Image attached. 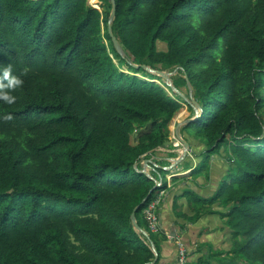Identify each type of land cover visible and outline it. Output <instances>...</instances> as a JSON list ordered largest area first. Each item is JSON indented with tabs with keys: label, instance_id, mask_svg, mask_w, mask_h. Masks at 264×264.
Masks as SVG:
<instances>
[{
	"label": "trees",
	"instance_id": "obj_1",
	"mask_svg": "<svg viewBox=\"0 0 264 264\" xmlns=\"http://www.w3.org/2000/svg\"><path fill=\"white\" fill-rule=\"evenodd\" d=\"M88 1L0 0V84L8 66L24 81L0 101V264L152 263L130 216L155 184L135 166L182 99L128 61L187 76L201 114L182 135L202 167L171 182L217 175L196 201L228 204L233 253L264 264V0H115L125 58L111 3Z\"/></svg>",
	"mask_w": 264,
	"mask_h": 264
},
{
	"label": "crops",
	"instance_id": "obj_2",
	"mask_svg": "<svg viewBox=\"0 0 264 264\" xmlns=\"http://www.w3.org/2000/svg\"><path fill=\"white\" fill-rule=\"evenodd\" d=\"M169 153L176 155L171 156ZM180 154L178 150L158 149L154 156H146L149 163L144 164V168L150 169L156 180L161 179V183L166 180L167 184L157 208L159 232L151 234L154 240L149 235L156 252V260L150 264H174L178 243H182L187 251L188 264H249L242 256L233 253L235 240L226 223L229 205L220 201L205 204L196 201L203 199L207 202L213 197L219 183L217 175L211 174L212 177L210 175L208 179L207 175L201 174L200 180L194 183L190 180L171 182L172 178L187 177L198 169L199 161L189 157L187 171H184L186 167L181 162L175 169L168 171L165 178L161 177L159 171L163 168L159 163L170 162Z\"/></svg>",
	"mask_w": 264,
	"mask_h": 264
},
{
	"label": "water",
	"instance_id": "obj_3",
	"mask_svg": "<svg viewBox=\"0 0 264 264\" xmlns=\"http://www.w3.org/2000/svg\"><path fill=\"white\" fill-rule=\"evenodd\" d=\"M109 2L111 3V6H112V9H111V12L109 14V17H108V20H107V32H108V35L110 37V40L112 42V45H113V48L115 50V52L121 57V58H125L126 54H125V51L123 50V48L121 47L119 41L116 39V37L114 36L113 32H112V23L115 19V14H116V5H115V0H109ZM95 9H98L99 8H95ZM128 64L132 65L134 68H139L141 67L143 70H145L146 72L150 73V74H154L160 78H162L164 80V83H165V86L167 88H169L172 92H174L175 94H177L181 99L182 101L187 104L189 107H191L194 111V113L196 114L194 118L192 119H188L182 123H179L177 125V130H178V127L180 126H186V125H189L193 122H195L198 118H200V114H201V108L200 106L198 105V103L192 99V87L190 85V82L188 81V78L187 76H185V79H186V82H187V85H188V88H189V94L188 96H185L183 95L179 90H177L170 82V74L169 73H165V72H160V71H156V70H152L150 69L149 67L147 66H139V65H133L130 63V61H128ZM177 69V68H176ZM176 130V138L177 140L182 144V150H181V154L180 156L176 159V160H172L173 164L169 167V168H163V170H170L174 167V165H177L181 162H183L186 158V156L188 155V153L190 152V146H189V143L187 141H185L177 132ZM172 143L171 142H166L163 144V147H166V146H169L171 145ZM149 161H145L144 164H148ZM141 173L145 174L149 179L153 180L154 181V187L150 190L149 194L146 196V198L143 199V201L133 210V212L131 213V216H130V219H131V224L133 226V228L139 232L144 238H146V240L148 241L149 243V246H150V249L151 251L153 252V254L156 256V252H155V249H154V246L152 244V242L150 241L149 239V236L148 234L142 229L139 227L137 221H136V217H135V214L137 212V210H139L144 204L145 202L148 201L151 193L153 191L156 190V188H159V186L161 185V179H158V180H155L153 179L145 170L144 171H141ZM156 260V258H154L153 262Z\"/></svg>",
	"mask_w": 264,
	"mask_h": 264
},
{
	"label": "rangeland",
	"instance_id": "obj_4",
	"mask_svg": "<svg viewBox=\"0 0 264 264\" xmlns=\"http://www.w3.org/2000/svg\"><path fill=\"white\" fill-rule=\"evenodd\" d=\"M88 4H89V6H91L92 8H99V6L101 5V3L98 1V0H89L88 1ZM96 5V6H95ZM100 10V9H99ZM100 11H102V10H100ZM154 50L156 51V52H161V51H165L166 50V48H165V45L164 44H162V43H160V42H157L156 43V46L154 47ZM114 63L115 64H117V61L116 60H114ZM180 71V69H172V70H168V71H166L165 73H169L170 74V82H171V84L177 89V90H179L183 95H185V96H188V94H189V88H188V85H187V82H186V79H185V74L183 73V72H179ZM138 77H142L141 75H138ZM145 80H147L146 78H144ZM162 79V78H161ZM163 80V79H162ZM184 81H185V83H184ZM154 82H157V83H159V84H161L159 81H154ZM163 82H164V80H163ZM165 84V83H164ZM192 99H194V93H193V91H192ZM189 106L187 105V104H185L183 101L181 102V109L176 113V115L174 116V118L171 120V122H170V124H169V127H168V134H169V140H168V142H171L172 144L171 145H169V146H166V147H164V148H159L160 150H168V151H172V150H178L180 153H181V150H182V144L177 140V138H176V130H177V125L179 124V123H182V122H184V121H186V120H188V119H192V118H194L195 117V113H194V111H193V109L192 108H190V110H189ZM180 116V117H179ZM262 118H264V113H262ZM178 118V119H177ZM183 127L184 126H180V127H178V130H177V132H178V134L183 138V135H182V133H183ZM172 130V131H171ZM137 136H136V134H135V136H133L132 137V143L133 144H135V138H136ZM169 154H171V156H175L174 155V153H169ZM203 157H204V155H202ZM194 158V155L191 153V149H190V152L188 153V155L186 156V158ZM178 157H174L173 159H171V161L170 162H165V163H159V166L161 167L162 166V168H169L172 164H173V162H172V160H176ZM185 158V159H186ZM144 160H147L146 159V156L144 157V158H142V160L138 163V164H136V166L135 167H138V168H142V169H140V171H146L153 179H155L152 175L154 174H152V173H150V169H146V168H144ZM148 161V160H147ZM171 163V164H170ZM180 164V163H179ZM178 165V164H177ZM177 165H174V167L172 168V169H170V170H168V169H166V171H164V172H166V173H168L169 174V172L168 171H171V170H173V169H175L176 168V166ZM199 166V165H198ZM202 166L200 165L199 167H198V169L199 168H201ZM154 169V168H153ZM155 170V172H157V170H156V168L154 169ZM163 170V169H162ZM207 171H204L202 174L203 175H206L207 173H206ZM182 172L180 171V173L179 174H181ZM179 174H177L176 176H179ZM169 176H172V175H169ZM164 177V176H163ZM165 178V177H164ZM177 178H180V177H177ZM156 180V179H155ZM165 180V179H164ZM160 193H162V192H159L158 194H156L155 195V197L153 198V199H155V198H157V197H159V194ZM163 196L164 195H162V198H163ZM143 212H144V210L142 211V222H143V224H145L146 225V227H147V230L148 231H146V230H144L147 234H148V236L149 235H151L152 233L154 234V232H151L150 231V229H149V227H148V223H147V220L145 219V217H144V214H143ZM146 239V238H145Z\"/></svg>",
	"mask_w": 264,
	"mask_h": 264
},
{
	"label": "built area",
	"instance_id": "obj_5",
	"mask_svg": "<svg viewBox=\"0 0 264 264\" xmlns=\"http://www.w3.org/2000/svg\"><path fill=\"white\" fill-rule=\"evenodd\" d=\"M162 195H163V192L159 194V197L152 199L148 203L147 207L144 209V212H143L144 217L147 220L150 231L154 233H158L160 229V221H159V217L157 214V208L161 202ZM176 264H188L186 249L182 243L177 244Z\"/></svg>",
	"mask_w": 264,
	"mask_h": 264
},
{
	"label": "clouds",
	"instance_id": "obj_6",
	"mask_svg": "<svg viewBox=\"0 0 264 264\" xmlns=\"http://www.w3.org/2000/svg\"><path fill=\"white\" fill-rule=\"evenodd\" d=\"M11 72V66L3 69V79L6 80L7 83L0 84V101L8 105H12L16 102L17 97L12 95V92L20 88L24 83L21 78L11 75ZM5 119H11V116H6Z\"/></svg>",
	"mask_w": 264,
	"mask_h": 264
},
{
	"label": "bare ground",
	"instance_id": "obj_7",
	"mask_svg": "<svg viewBox=\"0 0 264 264\" xmlns=\"http://www.w3.org/2000/svg\"><path fill=\"white\" fill-rule=\"evenodd\" d=\"M94 1V0H93ZM96 6V5H95ZM180 117V116H179ZM178 119V118H177ZM172 131V130H171Z\"/></svg>",
	"mask_w": 264,
	"mask_h": 264
}]
</instances>
